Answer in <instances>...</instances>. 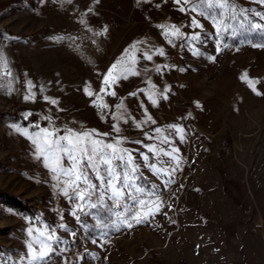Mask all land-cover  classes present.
I'll return each mask as SVG.
<instances>
[{"label": "rangeland", "instance_id": "374dc122", "mask_svg": "<svg viewBox=\"0 0 264 264\" xmlns=\"http://www.w3.org/2000/svg\"><path fill=\"white\" fill-rule=\"evenodd\" d=\"M96 1L0 0V57L7 61L9 88L19 90L16 99L9 97L0 107V264H264V29H251L248 23L264 25L255 15L264 14V4L230 0L235 11L218 17L223 19L218 33L210 19L180 11L174 0H111L107 6ZM148 14L160 21L136 22ZM112 17L120 26H110ZM193 17L202 29L192 26ZM161 25L178 27L186 38L199 33L200 39L169 43L164 32L157 33ZM105 27V34L96 35ZM160 49L166 54L151 85L143 84L147 77L140 83V75H129L107 89L115 96L101 93L113 63L126 64L134 50ZM107 53L128 56L112 61ZM245 73L255 92L241 79ZM140 89L146 91L125 94ZM152 92L156 105L148 99ZM30 94L34 100L25 99ZM121 100L134 110L125 115H137L128 123L113 119ZM94 102L109 109L102 113ZM12 109L24 119L34 116V122L15 121ZM145 109L155 123L137 128L133 121L144 120ZM188 114L190 126L184 124ZM113 124L126 138L121 147L139 165L135 183L144 189L139 198L148 202L146 207L127 195L118 202L109 199L110 193L103 200L99 193L85 202L69 200L54 187L53 174L22 134L43 128L59 135L66 129H95L109 133L97 138L114 143ZM169 125L181 127L184 139ZM161 135L171 143H162ZM149 145L169 153L177 148L179 167L168 156L149 151ZM143 155L147 163L176 170L171 178L157 176ZM63 163L68 165L66 159ZM90 178L99 192L106 191L95 176ZM148 211L152 214L142 223L131 218ZM49 234L53 239H46ZM41 241L51 251L44 261H34L33 252L44 247Z\"/></svg>", "mask_w": 264, "mask_h": 264}, {"label": "snow or ice", "instance_id": "6c2138e0", "mask_svg": "<svg viewBox=\"0 0 264 264\" xmlns=\"http://www.w3.org/2000/svg\"><path fill=\"white\" fill-rule=\"evenodd\" d=\"M67 3H72V0H66ZM99 2V0H97ZM139 3L140 0H137ZM175 3L180 4V11L182 12H194L199 16H204L207 19H210L212 23L217 27V32L222 28L223 19H218V17H223L225 11H235V5L230 3V0H174ZM257 2L264 4V0H257ZM183 4L190 5L189 8L183 7ZM242 15L245 10H241ZM256 16H259L261 20H264V14L259 12L255 13ZM233 19L235 16L232 17ZM82 23L84 21H81ZM251 29L261 30L264 29V25L259 23L248 22ZM192 26L194 28H203V25L200 24L195 17L192 18ZM161 27L165 38L168 39L169 43H172L176 38H183L188 40V42L198 41L200 39L199 33H194L190 38L184 37V34L180 32V29L176 26ZM243 27V25H242ZM107 32V28L103 32L96 33V35H103ZM57 40L63 39V37L55 38ZM183 46V45H182ZM256 46V45H253ZM264 46V45H261ZM135 47V45H133ZM127 51V50H126ZM159 55H164L162 49L158 50ZM194 54L199 55V51L194 49ZM144 59L151 60L152 55L149 53H142ZM0 62L4 69H7V61L0 57ZM166 67V66H165ZM114 70H117L114 72ZM157 72H161V67L157 66L155 69ZM6 74L10 75V72ZM129 75H139L135 70L134 65L131 64H120L119 61L113 63L107 74H104V79L102 84L104 87L101 88V93H106L108 95L115 96L116 93L114 90L107 91L116 85L119 80L127 79ZM242 80H245L249 87L255 92L256 88L254 82L248 79L247 74L241 76ZM33 85L29 82V89ZM154 88V86H152ZM145 89H140L137 92L130 93L131 96H137L140 92H145ZM85 93L88 96H93L94 93L88 88H85ZM259 95L260 93L257 92ZM163 98H167L166 95ZM26 100H34L35 95L30 94L25 96ZM45 101L56 105L58 101L48 97H44ZM97 99H100V96H97ZM148 99L153 105L158 103L155 98V93L152 92L148 94ZM94 106L102 113H106L109 109V105L106 103H95ZM116 112L113 113V119L117 121H123L128 123V120L131 117L125 118V113L127 109L124 107L123 100L121 103L114 106ZM145 119L142 121H133L137 128H142L143 125L148 123H155L150 115H147V109H145ZM101 119H105V115H101ZM35 127L39 128V125ZM170 129L174 130L179 136L180 139H184L183 129L177 125H169ZM112 129L115 133L118 134V138L115 139L114 143H109L104 141L102 138L108 136L109 133H99L97 130H87L82 132H77L72 129H66L64 135H59L58 130L43 128L39 129L33 135H29L27 130H23L22 134L27 136L31 140L32 144L35 146V158L37 160H42L44 167L49 169L53 174L52 179L57 181L54 187L58 188L61 193L68 197L69 200H76L80 202H85L91 198L92 195L99 193V199L103 200L104 196L108 193L109 199L116 200L117 202L125 197L135 201L142 208L147 206V201L139 198L144 195V189L137 185L135 181L140 178L139 165L134 162V157L132 152L126 148L121 147L125 142V137H120L119 133L121 128L118 124H113ZM16 131H22L19 127L16 128ZM155 133L162 134V129L156 128L153 130ZM148 139H154L153 136H148L145 134ZM161 142L168 144L171 143L167 136L161 135ZM134 143H141L140 141H134ZM149 151L154 153H162L164 156H168L171 161L175 162L176 168L179 167V157L175 155L179 150L177 148H172V151L165 152L162 149H157L155 146H147ZM143 160L146 162L145 166L150 169L157 176L167 175L171 178L172 174L175 172L176 168L172 169V172H169L167 169L157 167L155 163H147L149 157L143 155ZM68 161V165L63 163L64 160ZM91 176H95V179L100 182V185L105 187V192H99V187L96 183L92 182ZM170 181H165L168 183ZM133 193L138 195L134 196ZM94 206V205H89ZM152 207L156 212L160 211L159 203L153 201ZM77 209L82 211L83 208L80 204L77 205ZM75 215V212L72 213ZM152 212L148 211L141 215L139 212L133 215L131 218L135 220L137 224L142 223ZM127 226L132 227L131 223H128ZM64 227V226H62ZM118 230V229H117ZM29 234H32V230H29ZM104 235V233H102ZM47 240L53 239V235L49 234L46 238ZM96 240H93L95 243ZM41 244L44 245V241H41ZM31 248V244H29ZM51 251L50 247L44 245V247L38 252L34 251L32 259L44 261Z\"/></svg>", "mask_w": 264, "mask_h": 264}, {"label": "crops", "instance_id": "0c3cea01", "mask_svg": "<svg viewBox=\"0 0 264 264\" xmlns=\"http://www.w3.org/2000/svg\"><path fill=\"white\" fill-rule=\"evenodd\" d=\"M110 2H111V0H99L98 3L107 6V5H109ZM111 19H115L117 22L120 23V21L116 17H112ZM128 20H129V18L127 17L126 21H128ZM159 21H160V19L158 17L153 16L152 14L151 15L148 14L147 17H145L143 19H140V20H138L136 22H159ZM111 27H113V26H111ZM96 51H98V50H96ZM128 52H130V50H128ZM134 52H136V53H134V57L133 58L128 56L127 53L120 54L121 57L118 56V54H113V53H112V55L110 53L109 54L107 53L106 56L111 55L112 61H115L116 58L120 57V59H122L124 55H127L128 57H127L126 64H131L132 65L133 62H135L136 63V67L135 68H139V69L141 68V72H139L140 83L142 82L141 79L144 76V77H147L146 78L147 82L146 83L143 82V84H145V86L146 85L148 86L149 84L151 85V81L150 80H152L153 78H155V76H157L156 75L157 71L155 69H156L157 66H159L161 64V57H164L165 54H166L165 50H163L164 55H162V56L158 54V50H134ZM142 53L151 54L152 55V59L150 61L147 60V59H144L143 55H141ZM111 59H107V60H105V62L108 63ZM5 70L6 69H0V73H4ZM128 77H130V76H128ZM18 93H19L18 89H10L9 85L6 82L5 86L0 87V107H1L2 104H7L6 102H7V99L9 97H11L12 99H16L15 97H17ZM125 94L129 95L128 92H125ZM133 112H134V110L132 109V106L129 105L127 107V113H133ZM14 116L15 115H13V117ZM136 116H137L136 113L133 114V115L132 114L125 115V117H136ZM21 119H23V122H25V123H26V121H29V122L33 123L35 117L34 116H30L29 118L24 119V118H22L20 116L19 121ZM3 120L5 121L6 118L3 117ZM3 120L1 119V121H3Z\"/></svg>", "mask_w": 264, "mask_h": 264}, {"label": "built area", "instance_id": "2783aa9c", "mask_svg": "<svg viewBox=\"0 0 264 264\" xmlns=\"http://www.w3.org/2000/svg\"><path fill=\"white\" fill-rule=\"evenodd\" d=\"M110 26L118 27V26H120V23L117 22L115 19H113V20L110 21ZM157 33H163V30H162L161 27H158V28H157ZM8 79H9V75H8V74H6V73H0V87L5 86V84H6V82L8 81ZM10 113H12V114L15 115V116H14V120H15V121H18V120H19V118H20V114H19L18 110H16V109H12V110L10 111ZM184 121H185L184 124H185L186 126H190V125L192 124L191 115L188 114V115L186 116V119H185Z\"/></svg>", "mask_w": 264, "mask_h": 264}]
</instances>
